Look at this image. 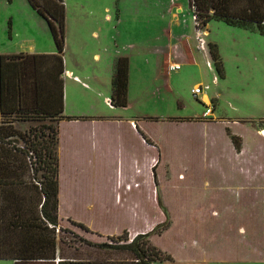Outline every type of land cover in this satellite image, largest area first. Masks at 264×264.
Returning <instances> with one entry per match:
<instances>
[{
	"label": "rangeland",
	"instance_id": "374dc122",
	"mask_svg": "<svg viewBox=\"0 0 264 264\" xmlns=\"http://www.w3.org/2000/svg\"><path fill=\"white\" fill-rule=\"evenodd\" d=\"M175 6L180 8V12L172 16ZM64 7L68 34L75 30H80L82 34L80 42H72L69 46L71 62L79 58L84 66L85 75H77L78 87L70 85L72 95L84 99L82 106L77 108L92 111L110 121L116 118L131 119L134 122L139 120L138 129L150 138V145L155 150L153 169L156 197L151 194L153 178L147 172L139 178L143 188L128 191L124 188L122 193L124 207L138 206L137 218L131 224L136 228H145L148 232L164 222L163 212L157 204L160 197L162 205L165 207L166 203L177 226L166 235H153L151 241L156 247L180 259L183 254L179 248L181 237L184 241L194 239L199 242L198 246L210 251L211 245L215 244H212V236L219 233V248L222 246L223 231L212 234L210 217L207 216L206 221L203 218L208 208L213 206L214 197L219 196L212 188L216 173L212 169L204 172V168L216 158L217 149L223 143L220 136L225 134L224 127L243 135L251 145L252 153H256V130L260 131L264 127V35L230 27L223 22L210 21L203 39L216 47L222 63V77L216 74L210 60L211 67H207L206 59L200 56L192 60L174 58L172 62L180 66L177 71H168L165 60L154 62V68L151 69V64L147 66V60H139L146 47L154 45L157 50L165 45L174 47L173 38L176 35L189 28L193 30L187 0H64ZM167 31H172V38L167 36ZM149 38L154 40L149 41ZM31 47L33 51L54 48L45 22L31 10L26 0H0V52H28ZM93 54H97L98 58H92ZM116 54L131 58L128 106L125 108H113L107 103L111 95L112 61ZM198 86L202 87L203 93L195 98L191 90ZM203 95L211 103L213 118H218L220 125L169 123V119L200 118L205 110L201 101ZM100 134L103 136V158L95 159L93 168L82 167L78 174L80 177L95 174L111 179L117 154L130 160L154 152L153 148L149 150L144 147L128 122L123 125L105 123ZM258 160L254 159L252 164H258ZM222 163L226 164V161ZM181 170L183 175L179 179L177 176ZM66 176L67 180L61 186L62 213L76 217L87 216L80 200L70 201L71 184L68 181L69 174ZM204 177L212 184L211 188L201 187ZM256 195L252 190V206L245 205L247 215L237 214L230 218L232 228L245 225L253 230L254 244L255 231L260 234L262 224V220H258L260 216ZM119 221L131 222L130 213L123 210ZM60 226L66 230L58 232L65 239L64 245L60 244L64 260L123 258L122 255L107 254L83 243H110L109 239L85 233L67 221ZM132 238L127 233V239ZM201 251L190 249L184 252L201 255ZM0 264L12 263L0 260Z\"/></svg>",
	"mask_w": 264,
	"mask_h": 264
},
{
	"label": "trees",
	"instance_id": "16d2710c",
	"mask_svg": "<svg viewBox=\"0 0 264 264\" xmlns=\"http://www.w3.org/2000/svg\"><path fill=\"white\" fill-rule=\"evenodd\" d=\"M49 31L55 53L52 55L0 56V260L13 264H158L171 257L156 247L151 237L160 236L169 227L168 213L160 197L157 204L164 222L146 233L127 239V232L107 237L110 243L86 245L107 254L122 255L120 260L61 257L64 240L58 232L59 164L57 126L63 111V50L65 40L64 0H26ZM196 30L205 32L210 21L264 35V0H187ZM210 62L220 77L222 63L216 47L208 44ZM12 66L10 76L6 66ZM128 59L114 60L110 79L109 105L127 107ZM151 120L150 118H147ZM29 123L16 128L15 123ZM146 143L149 140L136 127ZM261 129H264L262 127ZM260 129V130H261ZM225 132L239 152L241 139ZM153 178L155 183L154 169ZM156 185V184H155ZM67 222L85 233H92L81 223ZM264 235V233H263Z\"/></svg>",
	"mask_w": 264,
	"mask_h": 264
},
{
	"label": "crops",
	"instance_id": "0c3cea01",
	"mask_svg": "<svg viewBox=\"0 0 264 264\" xmlns=\"http://www.w3.org/2000/svg\"><path fill=\"white\" fill-rule=\"evenodd\" d=\"M28 4V3H27ZM188 6V3H187ZM176 10L172 9V16H176V12H180V8L175 6ZM189 9V8H188ZM190 12V11H189ZM81 27V26H80ZM191 30L179 33L176 35L174 40V47L170 45H165L161 49H156L154 45L146 47L143 51L142 56H139L140 61L148 62L149 66L151 64V69L154 68V62H159L165 60L168 64H175L174 58L181 60L194 59L200 56L206 59L207 67H211L209 64V53L208 44L204 41L203 37L207 33L203 32L202 42L200 45L197 38V31L195 26H192ZM68 30L65 28V40H64V50H63V73L61 75L63 82V117L77 118V119H59L56 122L57 126V157L59 164V207L58 216L61 223L70 219L72 221L81 223L86 228H88L95 235H100L102 237H116L126 231L131 236H136L140 233H146L145 228H136L131 223L135 218H137V208H126L122 203L123 196L122 193L124 188L126 191L132 190L133 188L139 190L143 188V184L140 181V177L146 172L153 178V168L155 163V150L153 145L145 142L142 136L138 133L136 127L139 120L135 122L131 119L122 120V118H116L113 120H105L103 117L94 113L92 111L86 112L78 109L77 106H82L84 99L78 96H73L71 93V86L75 85L78 87L79 79L78 76H83L84 66L82 60L76 58L74 63L71 62L72 55L69 54V46L71 43H78L82 39V34L80 30H75L68 34ZM96 36V33H91ZM172 31H167V36L172 38ZM201 35V34H200ZM199 35V36H200ZM154 38H149L150 41ZM28 52L20 51H2L0 56L3 55H52L55 53V49H35L33 47L29 49ZM158 56V58H156ZM117 57H126L128 59V79L131 69V58L128 55L116 54L112 61V72L114 60ZM92 58L97 59V54H93ZM151 62V63H150ZM179 66V65H178ZM180 67V66H179ZM7 75L10 76V71L12 72V66H6ZM10 70V71H9ZM111 72V76H112ZM94 78L98 79L96 74L92 75ZM110 76V79H111ZM77 85H76V84ZM111 89V88H110ZM129 90V83L127 86V96ZM203 93V90L199 95ZM198 97V96H197ZM196 97V98H197ZM107 99V98H106ZM109 100V99H108ZM107 100V101H108ZM128 100V98H127ZM205 107L209 106L211 108V114L203 118L202 114L200 118L195 119H169L170 124H182V123H193V124H203L210 125L214 123L219 124L218 118H213V108L211 103L203 95L201 99ZM128 106V104H127ZM144 119V118H143ZM147 119V118H145ZM144 119V120H145ZM148 120V119H147ZM132 131H136L137 137L140 138L144 147L151 150L153 148V153H146L142 158L139 156L133 157L129 160L125 159L121 154L116 155V160H114L112 166V176L106 178V176H98L95 174L90 176L80 177L82 167L93 168L95 159L102 160L103 151L102 141L103 136L100 134L101 128L105 123L110 125H123L127 123ZM225 124V123H224ZM224 124H221L224 126ZM29 123L17 122L15 127L22 128L28 126ZM228 127H224L225 129ZM229 129V128H228ZM232 135L238 136L241 139V148L237 152L231 140L227 136L226 132L224 136H220L222 145H219L216 153V158L212 164H208L204 168V172L213 170L216 173L215 183L213 181V189L219 196L214 197L213 206L208 208L207 212L203 216L204 221L210 217V223L212 225V234L223 231L222 240L220 246L217 243L219 233L212 236V249L208 251L204 247L198 246L199 242L192 239L184 241L181 237L179 243V248L182 250L183 254L180 259L174 258L172 255L171 261H166L164 263L168 264H264V130H256L258 140L256 153H252V147L248 144L245 137L232 129H229ZM141 131V130H140ZM142 132V131H141ZM143 133V132H142ZM144 134V133H143ZM147 139H150L144 134ZM260 156V161L258 160ZM258 160V164L253 165L252 161ZM222 161H226L222 163ZM95 167V166H94ZM69 174L68 181L71 184V196L70 201H81V205L84 212H87V216L76 217L69 213H62V201H61V189L62 184L66 182L67 176ZM183 170L178 172V178H182ZM201 187L203 189L211 188L212 184L204 177L201 182ZM155 183L153 178V187L151 188V194L155 198ZM127 188V189H126ZM254 190L257 194V211L258 220H262L261 233L255 231V244L252 239L253 230L247 228L245 225H239L236 228H232L230 223V218L235 217L237 214L247 215V208L245 205L252 206L251 191ZM82 198L79 199V197ZM249 204H246V202ZM245 202V203H243ZM111 205V207H109ZM240 206V207H238ZM168 213L169 227L163 232L165 235L171 232L174 227L177 226V222L171 217L168 207H164ZM252 209V208H250ZM125 210L128 214L130 213L131 222H120L119 217ZM205 211V209H204ZM117 214H120L117 216ZM248 215H251L248 213ZM165 218V216H164ZM206 218V219H205ZM118 221V223H117ZM260 222V221H259ZM60 223V224H61ZM176 225V226H175ZM260 229V228H259ZM211 234V235H212ZM180 235H183L182 230ZM206 241H209L208 236ZM217 245V246H216ZM216 246V247H215ZM218 248V249H217ZM202 250L201 255H190L184 251ZM217 249V250H216ZM166 253V252H165ZM186 253V254H185ZM167 254V253H166ZM185 254V255H184ZM12 264L13 262L10 261Z\"/></svg>",
	"mask_w": 264,
	"mask_h": 264
},
{
	"label": "built area",
	"instance_id": "2783aa9c",
	"mask_svg": "<svg viewBox=\"0 0 264 264\" xmlns=\"http://www.w3.org/2000/svg\"><path fill=\"white\" fill-rule=\"evenodd\" d=\"M192 19H193V24L194 26L197 24L195 18L192 16ZM197 31V35H198V42L201 44H203L202 42V35L204 34L203 31L201 30H196ZM201 34V35H200ZM200 35V36H199ZM167 70L168 71H177L179 70V66L178 65H175V64H170L167 66ZM202 91V87L198 86V87H195L194 89L191 90V93L192 95L196 98L200 92ZM107 103L109 104V100L107 101ZM211 114V108L209 106L205 107V110L204 112L202 113V117L203 118H206L208 117L209 115Z\"/></svg>",
	"mask_w": 264,
	"mask_h": 264
}]
</instances>
